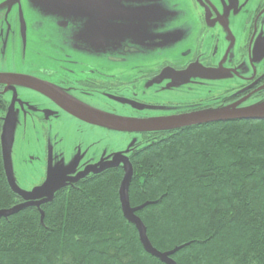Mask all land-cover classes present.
Here are the masks:
<instances>
[{"label":"trees","instance_id":"16d2710c","mask_svg":"<svg viewBox=\"0 0 264 264\" xmlns=\"http://www.w3.org/2000/svg\"><path fill=\"white\" fill-rule=\"evenodd\" d=\"M2 122L0 264H264V119L141 131L124 162L29 197L9 182Z\"/></svg>","mask_w":264,"mask_h":264},{"label":"rangeland","instance_id":"374dc122","mask_svg":"<svg viewBox=\"0 0 264 264\" xmlns=\"http://www.w3.org/2000/svg\"><path fill=\"white\" fill-rule=\"evenodd\" d=\"M203 1L0 0V73L27 75L45 81L60 80L63 81L64 87L71 88L74 79L87 81L85 84L98 80L103 82L115 80L114 91L127 95L126 88L133 84L137 77L136 71L130 66L122 62L117 63L120 71H102L104 75L109 76L104 77L98 74L99 71L90 73L78 71L75 67L73 69L76 71H57L58 63L52 61L51 57L56 54H66L71 58H78L81 55L90 59L97 56L103 43L100 35L104 36L103 30L108 29L110 21H113L118 28V33L114 36L125 39L121 41L123 44L136 47L138 51L130 54L119 48L120 46H111L106 49L105 55L108 56L109 53L125 60L135 58L140 51L143 55H138L139 60L142 57L146 61L142 68L140 66L138 74L148 76L154 71L140 69L154 70L161 67L166 56L174 54L173 52L188 40L181 35H194L195 32L191 30L195 27L200 29L196 32L198 37L207 38L211 33L217 35L213 28L216 26L224 40L235 37L237 41V38L241 37L243 27L246 26L244 22L246 15L259 2V0H211L217 6L213 10ZM100 6L104 11L100 10ZM37 22L42 25V29L28 37L27 30L35 29ZM161 25H164V28ZM224 27L227 32L222 31ZM148 39L154 41V45L145 44L144 41ZM157 39L160 41L157 42ZM255 41L256 44L258 42V46L264 47V15ZM255 51L256 48L253 53ZM255 57L254 55V61ZM100 58L104 59L103 56ZM263 58L264 51L257 60ZM167 59L171 60V57ZM30 63L39 66V71H22L29 69ZM238 68L239 71H234L237 74L250 75L255 72L251 71L252 67L248 62ZM113 75L115 77H112ZM62 76H67V79ZM214 81L220 85L213 88L211 93L225 90L230 86L229 82L233 84L238 78L229 75L217 77ZM53 83L55 84V81ZM79 86L76 85L78 88L73 93L74 103L80 106H93L96 90L90 89L87 90L88 93H83L81 91L83 85ZM138 89L144 95L141 98L147 102L163 101L162 97L156 96L154 91L146 89L142 84L138 85ZM33 90L35 89L21 84L3 90V96L9 104L7 114L10 117L12 140L7 147L10 179L16 190L25 196H31L37 188L44 189L43 195L49 196L65 181L104 164L111 154L113 157L108 161L124 162L126 155L124 152L133 149L134 144L143 143L138 132L90 125L54 110L52 105L42 96L33 93L35 92ZM200 93H203L201 94L203 96L208 95L204 90ZM261 102L263 100L254 105ZM248 106L241 110L248 109ZM40 108L44 109L45 114L41 112L39 117L47 116L43 117L44 120L36 116V112L41 111ZM100 109L106 111L105 113L114 109L113 112H117L118 116H129L121 114V106L107 99L102 102ZM49 111L52 115H48ZM3 112L0 111V116L4 115ZM4 128L3 121L1 136ZM43 129L45 134L42 132Z\"/></svg>","mask_w":264,"mask_h":264},{"label":"flooded vegetation","instance_id":"af4514ba","mask_svg":"<svg viewBox=\"0 0 264 264\" xmlns=\"http://www.w3.org/2000/svg\"><path fill=\"white\" fill-rule=\"evenodd\" d=\"M203 2L207 7L213 10L217 7L211 0H204ZM100 10L104 11V8L100 6ZM263 15L264 0H259L253 10L249 11L246 15L244 19L246 26L243 27V31L240 33L241 37L237 38V41L235 37H229L228 40H224V36L221 35V31L218 28H215L216 26L213 28L215 32H217V35L214 36V33H211L207 38L198 37L196 36V32H199L200 29L195 27L191 30V32H195L194 35H181L188 40L184 41L181 44V48L178 47V49L173 52L174 54L166 56L161 67L154 70L140 69V71H154L148 76H146V74H138L140 66L142 68L146 61L142 59V57L139 60L138 55H143L140 51L135 58L130 57L125 60L122 57H116L109 53L108 56L105 55V53H107L106 49L111 46H120L119 48H122L126 52L128 51L130 54L138 51L136 47L123 44L121 41L125 39L114 36L118 33V28L117 25L112 23L113 21H110V27L103 30L104 36L100 35L103 43L99 48L97 56H93L90 59L81 55H79L78 58H71L66 54H56L51 57V60L58 63L56 65L57 71H76L73 69V67H75L78 71H89L90 73L99 71L98 74L104 77L109 76L104 75L102 71H120L117 63L122 62L126 66H130L133 71H136L135 75L137 76L135 82L126 88V91H128L127 95L118 94L117 91H114L115 80L108 82L98 80L97 82L94 81L85 84L87 81L74 79L72 81V88L69 86L64 87L63 81L60 80L57 81L53 79L44 81L52 86L51 88L54 89L52 91L53 96L56 100L58 99L57 101L60 100L59 102L62 101L72 105L75 100L73 93H75L78 88L76 85H80L79 87L83 85L81 88L83 93H88L87 90L90 89L96 90L93 96L95 101V104H92L93 106L101 108L102 102L107 99L121 106V114H128L131 117L138 118H160L193 112H211L231 108L241 109L251 103L255 104L264 100V58L257 60V58L263 54L264 47L258 46V42L257 44L255 43L258 33L260 32ZM107 22L109 23V21ZM99 23H101V21H99ZM161 26L164 28V25ZM41 29L42 25L37 22L35 29L27 30V36L29 37ZM222 31L227 32L225 27ZM86 38L92 39L93 37ZM156 41L159 42L160 39ZM112 42L113 44L111 45ZM144 43L154 45V41L150 39L145 40ZM27 46H29V43H27ZM255 48L256 51L253 53ZM25 52H27L26 49ZM254 55L256 56V61L253 60ZM100 56H103L104 59H101ZM81 57L84 58L81 59ZM168 57H171V60L167 59ZM108 58L110 59L108 60ZM108 61L109 63H106ZM245 62L250 63L252 67L251 71H255L254 73L244 75L234 72L239 71L238 67L244 65ZM28 65L30 68L22 71H39V66L33 65L32 63ZM161 71H163L162 74L160 73ZM229 75L233 78L237 77L238 81L233 84L229 82L228 84L230 86L223 91L211 93L213 88H217L220 85L214 80H216L217 77ZM62 77L67 79V76ZM112 77H115V75ZM53 81H55V84ZM139 84L144 85V87L150 91H154L156 96L163 98V101L159 102L153 100L147 102L142 99L141 97L144 95L141 94L140 89H138ZM0 88L3 89L4 86L1 85ZM203 90L204 93H208L207 96L201 95L203 93L200 92ZM33 91H35L33 93L42 96L48 104L52 105L54 110H59L72 117L63 111L48 95L36 89ZM71 91L72 93H69ZM113 97L127 99L133 104L119 103L115 101ZM180 99L186 101H180ZM130 105L136 107L146 106L143 109H132ZM40 109L41 111L36 112L37 118H40L39 114L41 112L45 114L44 109ZM114 109L109 110L107 113L117 114V112H113ZM102 111L106 112L104 110ZM48 115H52V112L49 111ZM43 117L47 116L43 115L40 119L44 120ZM42 132L45 134L44 129Z\"/></svg>","mask_w":264,"mask_h":264},{"label":"water","instance_id":"95a60500","mask_svg":"<svg viewBox=\"0 0 264 264\" xmlns=\"http://www.w3.org/2000/svg\"><path fill=\"white\" fill-rule=\"evenodd\" d=\"M0 82H8L11 84H21L30 86L39 92L48 95L55 103L65 112L70 114L71 116L78 118L79 120L96 126H105V127H114L119 129H126L129 131H139V130H151V129H166V128H175V127H183L188 125L194 124H201V123H210V122H217V121H226V120H233V119H252L262 116H257L259 111L264 110V105L259 106L256 108L245 109L240 111H232V110H220V111H211V112H193L187 114H180L175 116H167V117H160V118H127V117H120V116H113L103 112H100L94 108H90L87 106H80L76 103L69 105L65 102H59L53 96V88L48 83L43 82L39 79H35L31 76L27 75H14V74H4L0 73ZM121 103H129L128 100L125 99H115ZM133 106V105H132ZM134 108L143 109L144 106ZM5 128L4 133L1 136V143L3 144V157L5 162V167L7 171V176L9 178L10 184L15 188L12 184L10 179V167H9V158H8V146L11 140V130H10V117L7 114L5 119ZM126 174L129 175L130 173V166L126 162L125 164ZM52 180V177L50 181ZM16 189V188H15ZM18 191V190H17ZM125 189L123 187V193ZM45 193L44 189L37 188L35 192L31 194V196H37L40 194ZM23 194V193H22ZM24 195V194H23ZM51 195V194H50ZM25 196V195H24ZM29 197V196H26ZM152 253H156L154 250ZM160 258L164 259L166 262L169 260L166 258L165 254H160Z\"/></svg>","mask_w":264,"mask_h":264},{"label":"bare ground","instance_id":"6f19581e","mask_svg":"<svg viewBox=\"0 0 264 264\" xmlns=\"http://www.w3.org/2000/svg\"><path fill=\"white\" fill-rule=\"evenodd\" d=\"M257 116H262V117L252 118V120H261V119H264V110L259 111V112L257 113ZM76 169H77V168H76ZM83 174H84V173H83ZM80 175H82V174H80ZM138 225H139V223H138ZM139 228L141 229V231H139V234H140L141 241H142V243H143V245H144V248H145L148 252H152L154 249L151 247L149 241L145 238V236H144V234H143V232H144L143 228H142L140 225H139ZM154 251H155V250H154Z\"/></svg>","mask_w":264,"mask_h":264}]
</instances>
